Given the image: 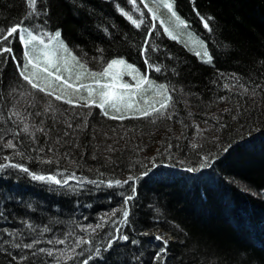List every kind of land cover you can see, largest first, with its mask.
<instances>
[{
    "label": "trees",
    "instance_id": "trees-1",
    "mask_svg": "<svg viewBox=\"0 0 264 264\" xmlns=\"http://www.w3.org/2000/svg\"><path fill=\"white\" fill-rule=\"evenodd\" d=\"M51 2L49 27H61L63 38L77 55L87 53L90 67L100 69L99 60L91 57H99L101 47L105 58L123 55L175 89L173 104L166 117L155 121L132 116L120 120L104 115L97 106L72 105L32 89L9 63L0 79V116L4 117L0 120L4 137L0 163L11 156L38 173L63 176L66 173L57 169H68L90 179L77 187L78 177L69 181V187L33 179L14 167L0 169V264H48L53 257L37 249L74 247L73 232L91 235L80 224L100 223L103 227L93 237L97 243L117 227L140 242H115L106 264H131L133 254L139 256L138 264H264V94L257 88L264 86V0H174L189 28L207 42L212 64L169 38L157 23L149 34L152 18L141 0L135 6L131 0H72L76 7L69 0ZM117 5L135 19L141 18L136 10L141 7L142 26L132 24ZM197 9L209 18L211 31L203 26ZM25 11L24 0H0V27L21 19ZM145 40L149 42L147 55L160 65L159 72L144 62L140 48ZM14 47L22 55L18 41ZM225 83L231 87L225 88ZM241 85L256 88L257 96L245 94ZM221 96L227 98L221 100ZM70 117L71 127L66 123ZM85 117L87 126L77 128ZM25 123L29 131L24 130ZM197 125L204 129L203 137L193 131ZM9 139L17 144L16 149L4 146ZM145 141L147 148L142 147ZM168 144L173 162L157 164L140 179L129 223L105 221L102 214H110V209L122 203L129 186H93L90 181L96 178V170L104 173L101 179L113 174L126 178L132 170L130 162H143L142 158L163 152ZM200 153L214 154L217 159L191 171ZM44 157L59 163H48ZM6 228L11 232H5ZM158 232L172 238L164 262L162 258L157 262L153 255L158 250L153 245L161 243L154 239ZM33 239L38 241L33 249L12 247L13 242ZM15 253L28 259L13 260ZM98 259L105 264L104 256Z\"/></svg>",
    "mask_w": 264,
    "mask_h": 264
},
{
    "label": "snow or ice",
    "instance_id": "snow-or-ice-1",
    "mask_svg": "<svg viewBox=\"0 0 264 264\" xmlns=\"http://www.w3.org/2000/svg\"><path fill=\"white\" fill-rule=\"evenodd\" d=\"M152 3L158 7L166 8L169 11V19H173L176 22V28L179 29L182 26L188 25L189 21L183 18L176 10L174 0H144V7L147 8V12L151 14L152 21L147 32L150 34L152 29L156 27V19L158 16L157 8L149 6ZM26 5L25 15L18 19L16 22H11L6 26L0 27V79L4 77L9 63L12 64L14 72L31 85L32 89L42 91L45 94H50L59 100H66L67 103L72 105H81V102H86L87 106L98 105L103 110V114L106 116H115V118L123 120L125 118L124 113L133 117H147L153 121L166 117L169 112V108L173 104V92L175 89L170 90V85L165 81L160 83L153 79L152 76L146 72L141 71V68L137 64L129 62V60L123 55H115L111 58H105L103 55V47L99 48L100 56L91 57L92 60H99L100 69L89 66V59L87 53L83 56L77 55V52L73 50V47L63 38L62 28L56 26L54 28L49 27V21L52 13V2L47 0L46 3H40L38 0H24ZM70 6L76 7L72 0H69ZM138 0H131L132 5H137ZM119 12H121L129 21L132 22L137 28L142 26L143 23V11L141 7H137V12L141 13L140 19H135L133 15L126 11L124 7L117 5ZM200 21L203 26L209 31L212 30L209 18L199 13ZM160 24L164 25V31L169 36H173V28L164 20L160 19ZM105 32L108 29H104ZM179 39L178 36L174 37ZM19 42L22 45V55H17L14 44ZM200 45L202 51H196V55L209 64L214 63L213 54L208 49L206 41L201 40ZM152 47H155L154 45ZM149 50V42L145 40L140 48L143 53V59L148 68L154 69L156 72L161 71L159 64L152 62L147 53ZM172 55V53H167ZM125 74L131 77L134 83H130L127 79H124ZM225 88H230L231 85L225 83ZM245 94L252 97L257 96L256 88L248 89L244 85ZM257 88L261 89V93L264 94V86L257 85ZM226 96H221L219 99L225 100ZM49 110H53L51 106H48ZM228 111V109H225ZM119 113V115H115ZM13 113L10 111L9 115ZM16 116H20L19 112L15 113ZM22 118V117H21ZM4 119L0 116V120ZM23 119V118H22ZM71 117L69 126L71 127ZM87 126V118L82 124H77L76 127ZM199 127V125H197ZM24 130L29 131L27 123L24 124ZM43 131V128L40 129ZM18 131V130H17ZM68 132L65 130V135ZM4 137L0 136V140ZM61 139L60 137L57 138ZM217 139V138H213ZM5 147L17 148V144L12 139L7 140ZM172 145L168 144L167 148L163 152H159L152 157L142 158L143 162L137 161L136 164L129 163V168L132 169L127 172L126 178H115L113 174L112 178L101 179L104 173L96 170V178L92 179L90 183L93 186L99 187V185L107 186H129V192L127 195L122 196V203L116 208L109 210L110 214H102L105 221H111L113 224H128L131 213V201L133 197L138 194V182L141 178L149 175V169L156 167L157 164L173 162V156L171 153ZM49 149V151H53ZM110 151H115L114 148H110ZM38 151L44 152V148H39ZM221 151H227L225 148H221ZM166 157V159H165ZM198 164L190 168L191 171H196L197 168L203 169L209 166L210 161H216L217 157L214 154L200 153L198 154ZM32 157L29 156V159ZM48 163H59L54 161L53 157H44ZM111 160L112 157H109ZM118 163V161H116ZM180 163L188 168L189 165L185 161ZM137 164L140 166L137 167ZM8 167H14L26 174L30 175L33 179L40 181H51L56 185L69 186V181H75L80 179L81 183L77 187H81L83 182L89 181V176L82 175L80 173L68 172V169H57V171H63L66 175L58 176L52 171L47 173H38L32 171L25 163L16 162L11 156H6L5 162L0 163V169H7ZM79 167V165H77ZM75 190V189H73ZM110 198V197H109ZM112 217H116L115 220ZM81 229L87 228L91 235H77L72 233L75 239V246L69 247L66 250L56 248H39L40 253H46L47 256L53 257L48 260V264H62V261H79V264H100L98 258L104 256L105 264L108 257L113 255L115 251V242L123 240L130 241L133 245L140 243L138 240L132 239L127 233L121 231L117 227L113 234L109 235L102 243H97L93 238L97 230L103 227V224H80ZM5 232H11L10 229H4ZM45 231H49L45 226ZM147 235L148 233H144ZM67 237H65V240ZM155 240L160 241L159 245H153L158 250L154 252V259L159 262L161 258L166 255L170 241L163 233H157L154 237ZM58 243L63 241L57 240ZM38 244V241L33 239L29 243L17 244L12 243L13 248H26L33 249ZM83 246V247H82ZM80 249V251H77ZM7 252V249H5ZM139 251V249L137 250ZM55 254V256H53ZM118 254V253H117ZM31 255L35 256L36 253ZM87 258H84V257ZM13 260L26 261L28 257L22 253H15L12 255ZM139 256L133 254L131 257V264H138ZM113 264H119L118 261H114ZM127 264V261H125Z\"/></svg>",
    "mask_w": 264,
    "mask_h": 264
},
{
    "label": "rangeland",
    "instance_id": "rangeland-1",
    "mask_svg": "<svg viewBox=\"0 0 264 264\" xmlns=\"http://www.w3.org/2000/svg\"><path fill=\"white\" fill-rule=\"evenodd\" d=\"M141 2L144 4V0H141ZM149 6H154V7H156L157 8V13H158V16H157V19H156V21H155V23H157L158 25H160L161 26V28H162V30H163V32L169 37V38H171V39H173V40H175V41H177V42H179V43H181V44H183L186 48H188L189 50H191L192 52H194V53H196V51H202L203 49H202V46L200 45V41L202 40L198 35H196L190 28H189V26L188 25H186V26H182V27H180L179 29H177L176 28V22H175V20H174V18L173 19H169V11L166 9V8H161V7H158V6H156V5H154V4H152L151 2L149 3ZM147 9V8H146ZM150 14V13H149ZM150 16H151V14H150ZM160 19H164L168 24H169V26L170 27H172L173 28V36H169L168 34H167V32H165L164 31V25H162V24H160L159 23V21H160ZM176 36H178L179 37V39H176V38H174V37H176ZM199 58V57H198ZM200 59V58H199ZM206 62V61H205ZM97 70H99V69H97ZM124 79H127L130 83H134L135 81H133L132 79H131V77L130 76H128L127 74H125V76H124ZM64 101H66V100H64ZM67 102V101H66ZM81 104H83V105H86V102H81ZM87 106V105H86ZM94 106H97L98 108H99V106L98 105H94ZM92 107V106H91ZM100 109V108H99ZM101 111H102V113H103V110L102 109H100ZM115 115H119V113H117V114H115ZM124 115H125V117H127V116H129L127 113H124ZM110 117H115V116H110ZM195 128L193 129V131H196V133H197V136L200 138V137H203V135H205V133H202L203 132V128H200V127H196V126H194ZM200 128V129H199ZM203 129V130H202ZM192 136H195V134L194 135H192ZM135 140H136V138H135ZM143 148H147L148 147V144L146 143V141H145V143H144V145L142 146ZM167 237V236H166ZM168 239L170 240V239H172V238H170V237H168Z\"/></svg>",
    "mask_w": 264,
    "mask_h": 264
},
{
    "label": "bare ground",
    "instance_id": "bare-ground-1",
    "mask_svg": "<svg viewBox=\"0 0 264 264\" xmlns=\"http://www.w3.org/2000/svg\"><path fill=\"white\" fill-rule=\"evenodd\" d=\"M133 117V116H132ZM211 177V176H210ZM169 256V252L167 251V253H166V255H164L163 257H162V260H161V262L163 261L164 262V260L166 259V257H168Z\"/></svg>",
    "mask_w": 264,
    "mask_h": 264
}]
</instances>
